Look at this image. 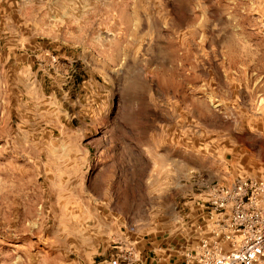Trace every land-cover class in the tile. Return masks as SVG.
<instances>
[{"label": "rangeland", "instance_id": "374dc122", "mask_svg": "<svg viewBox=\"0 0 264 264\" xmlns=\"http://www.w3.org/2000/svg\"><path fill=\"white\" fill-rule=\"evenodd\" d=\"M238 177L264 180V0H0V264H171Z\"/></svg>", "mask_w": 264, "mask_h": 264}, {"label": "built area", "instance_id": "2783aa9c", "mask_svg": "<svg viewBox=\"0 0 264 264\" xmlns=\"http://www.w3.org/2000/svg\"><path fill=\"white\" fill-rule=\"evenodd\" d=\"M206 196L208 235L195 245H175L171 264H264V180L238 177L230 185L211 186ZM112 243L107 264H144L134 243Z\"/></svg>", "mask_w": 264, "mask_h": 264}, {"label": "crops", "instance_id": "0c3cea01", "mask_svg": "<svg viewBox=\"0 0 264 264\" xmlns=\"http://www.w3.org/2000/svg\"><path fill=\"white\" fill-rule=\"evenodd\" d=\"M163 254V253H162ZM160 254V255H162ZM156 256L152 257V262L151 264H160L162 261L161 260H165L166 258L164 257H160L158 253L155 254ZM144 260V259H143ZM165 262V261H164Z\"/></svg>", "mask_w": 264, "mask_h": 264}]
</instances>
